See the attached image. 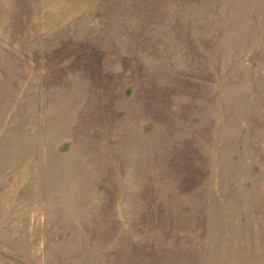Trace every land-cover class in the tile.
Listing matches in <instances>:
<instances>
[{"label":"rangeland","instance_id":"1","mask_svg":"<svg viewBox=\"0 0 264 264\" xmlns=\"http://www.w3.org/2000/svg\"><path fill=\"white\" fill-rule=\"evenodd\" d=\"M0 264H264V0H0Z\"/></svg>","mask_w":264,"mask_h":264}]
</instances>
